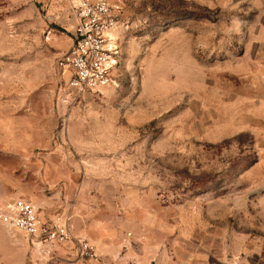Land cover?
Wrapping results in <instances>:
<instances>
[{"label":"rangeland","instance_id":"obj_1","mask_svg":"<svg viewBox=\"0 0 264 264\" xmlns=\"http://www.w3.org/2000/svg\"><path fill=\"white\" fill-rule=\"evenodd\" d=\"M120 1L118 88L79 96L63 2L0 0V201L64 216L93 254L0 226V264H264L257 1Z\"/></svg>","mask_w":264,"mask_h":264},{"label":"built area","instance_id":"obj_2","mask_svg":"<svg viewBox=\"0 0 264 264\" xmlns=\"http://www.w3.org/2000/svg\"><path fill=\"white\" fill-rule=\"evenodd\" d=\"M63 15L74 22L71 47L56 61L65 87L76 95L103 94L118 88L119 34L124 28L120 0H61ZM45 40L51 43L56 31L47 16ZM0 226L8 235L22 236L38 252L74 243L89 256L92 247L75 240L64 216L45 213L31 199L0 201Z\"/></svg>","mask_w":264,"mask_h":264},{"label":"crops","instance_id":"obj_3","mask_svg":"<svg viewBox=\"0 0 264 264\" xmlns=\"http://www.w3.org/2000/svg\"><path fill=\"white\" fill-rule=\"evenodd\" d=\"M257 1V11L254 22L247 32V42L252 43L256 48V60L251 61V65L257 68L255 74L261 79V85L264 90V0ZM65 48H70L72 41L63 42ZM248 66V64H247Z\"/></svg>","mask_w":264,"mask_h":264}]
</instances>
